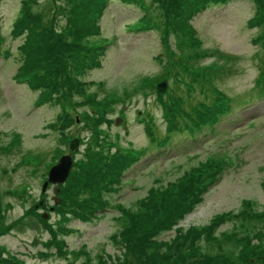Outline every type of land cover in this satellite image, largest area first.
I'll use <instances>...</instances> for the list:
<instances>
[{"label": "rangeland", "instance_id": "374dc122", "mask_svg": "<svg viewBox=\"0 0 264 264\" xmlns=\"http://www.w3.org/2000/svg\"><path fill=\"white\" fill-rule=\"evenodd\" d=\"M101 1L93 16L97 34L80 43L90 47L86 53L75 50L79 59L71 72L84 81L78 88L84 97L58 100L49 95L43 100L42 88L32 84L35 78L19 69L24 37L15 35L14 22L29 3L50 20L47 26L65 35L66 16L84 7L73 10L71 0H0V264H264V95L249 90L259 64L263 67L256 57L264 51L260 28L248 23L258 4L205 3L189 13L195 0L182 1L183 8L177 10L176 2L167 10L158 5L160 0ZM145 24L151 25L142 27ZM182 49L194 61L182 56ZM96 52L97 66L90 63ZM229 57L235 59L236 71H206L210 62ZM199 63H204L205 73L200 82L184 87L186 99L209 103L214 88L233 94L240 103L224 113L231 114L217 116L219 122L206 123L201 132L193 129L195 136L187 135L189 128L179 120L168 130L165 113L149 90L151 83L143 90L133 85L176 67V81L186 72L194 77L198 68L192 65ZM203 77L213 85L202 83ZM174 79L159 80L167 85L157 92L174 87ZM93 95L95 102L85 99ZM175 113L184 119L182 110ZM153 133L164 136L162 142L171 138L169 144L156 145ZM73 139L77 146L70 150ZM117 148L144 154L124 167L114 190L102 187L99 196L94 192L81 206L73 203L74 193L67 197L61 190L68 179L58 193L53 184L41 190L63 154L82 163L93 150L107 153ZM200 174L206 183L201 200L182 217L157 224L155 216L167 217L157 200L176 197L181 185ZM88 196L84 192L74 199ZM89 204H96L97 210L89 212L90 218L81 217ZM145 209L147 222L130 218ZM202 229L209 237L201 235ZM156 232L155 238L162 241L153 246ZM178 233L188 240L183 243ZM244 248L262 258L246 254Z\"/></svg>", "mask_w": 264, "mask_h": 264}, {"label": "trees", "instance_id": "16d2710c", "mask_svg": "<svg viewBox=\"0 0 264 264\" xmlns=\"http://www.w3.org/2000/svg\"><path fill=\"white\" fill-rule=\"evenodd\" d=\"M135 1V0H128ZM184 0H160L158 5L161 7H166L167 10H171L170 7H173L175 2L177 3L173 9L177 10L179 8H183ZM229 0H195L190 5L188 12L192 13V11H197L201 9L198 4H211L213 5H222L227 3ZM258 4V8L253 10L251 18L248 20L249 26L254 27V25L259 26L260 32L258 34V38L262 39V48H264V0H254ZM102 1L101 0H71V7L73 10H80V7H84V9L79 13H74L72 15H65L68 19L69 27L65 30V35L62 33H58L52 26H47L50 20H46L43 18L41 13L35 12L32 7L30 8V4L27 3L23 14L18 17L14 22L13 30L15 31V35L24 37L23 42L20 46V51L24 55L23 57V65L20 66V71L24 68L26 70V74H29V77L35 78V81L32 80V84L37 87H41L43 93V100H49L51 96L56 97L58 100L62 98H69L75 94H81V97H84L83 92L78 91L79 84H85L84 81L76 79V77L71 73L76 67V61L79 59L78 53L76 51H80L82 53H86V49L90 47L83 46L82 41L85 39H89V36L97 34V29L95 27V21L93 16L96 15L98 7ZM198 2V3H196ZM216 7V6H215ZM194 8V9H193ZM255 15V16H254ZM150 16H148L149 18ZM149 20L153 22L156 21V18L150 17ZM168 23H171V20H167ZM142 23V21H140ZM154 23V22H153ZM145 24L142 27H146ZM186 31H184L183 38L186 37ZM102 43L100 46H103ZM76 50V51H75ZM181 55L184 56L189 61H194L193 56L189 53H185L184 50H181ZM82 56V55H81ZM98 53L96 52L93 56L90 57V63L95 64L97 66L99 61L97 59ZM181 56V57H182ZM258 62H263V67L260 68V64L258 66V74L254 77L253 85L249 87L250 94L252 95H264V51L259 50L258 56H256ZM87 56H83L82 63L85 62ZM177 66L180 64V58ZM232 57L224 58V61L217 60L216 62H210V68H207L206 71L209 73L221 72L227 73L228 71H236L232 69L235 61ZM219 61V62H218ZM54 64H56L54 66ZM200 65H192L195 68H198V71L194 77H191L187 72L182 75L180 80L176 81L174 78V71L177 68L166 70L161 77H154L152 75L151 79H140L136 84H134V89L140 88V90L146 89L148 85L151 83V87L149 90H153L156 95V103L160 106L161 112L164 111L165 119L167 118L169 125L168 130L175 129L177 127V120L181 122V124L185 125L188 131L187 135L195 136L191 132L193 129H198V132H201L204 128H206V123H216L219 122L216 117L223 115L225 112L231 109L232 104L240 103L238 97L233 96V94L219 93L216 89H212L211 94L214 99H212L209 103L198 104L194 99L189 98L186 99L184 97V87L191 86V83L200 82L198 79L201 77V74L205 73L204 63H199ZM193 78L190 79L189 78ZM211 75L210 77H212ZM168 77H173L174 87H167V89L163 92H157L156 84L159 80H166ZM197 78V79H196ZM202 83H208L210 86L213 85V82L209 80L210 78H202ZM218 81L221 80V77L217 78ZM31 82V80H30ZM207 84V85H208ZM131 86L129 90H131ZM201 89H209V86ZM132 92H137L134 90ZM130 94V92L128 93ZM126 94V95H128ZM50 95V97H49ZM91 97L92 100H88ZM95 95L87 96L85 99L91 103V101L95 102ZM230 97L229 99H226ZM250 97V95H249ZM257 97V96H256ZM255 98V97H253ZM253 98L247 101H251ZM53 99V98H51ZM242 100V99H241ZM64 112L66 113L67 107L64 105ZM182 110V115L184 119L191 124H187L184 119H179V113H175L176 111ZM63 112V113H64ZM232 112H228L223 116L231 114ZM222 116V117H223ZM71 117H68L70 119ZM221 119V118H220ZM193 125V127H191ZM151 123L148 126V132L151 131ZM157 130V127L156 129ZM155 137V144L159 145V147H163L168 143L171 139L167 138L166 142L161 141L164 137L160 134L153 133ZM169 139V140H168ZM114 152L101 153L100 151H92L86 160L82 161V163L75 161L72 164L69 175L67 177L68 182L66 187H63L61 190L67 197H70L69 193H74V197L72 201L77 206L88 204L90 199L95 192L96 196H99L102 187L104 189L114 190L117 188L116 184L119 182L122 171L124 167L128 166L130 163H135L144 153L143 152H135L133 150H128L124 148L114 149ZM205 164V162H199ZM127 164V165H126ZM122 173V174H121ZM206 173V171L204 172ZM204 174H200L194 180H189L186 184L181 185L172 198H163L157 200V204L163 206V215L167 216L165 218H160L159 216H155L157 218V224L165 223L167 221H172V219L176 217H182L185 213L189 212L192 207L197 204L201 200V195L206 190V183L204 178ZM190 178V176L188 177ZM63 184H61L62 186ZM60 190V191H61ZM84 192H89V196L86 197L83 201H79L74 199L76 194H81ZM168 204L164 206V203ZM101 204V202H99ZM83 210V209H82ZM97 210L96 204L88 205V209L85 211H81V217L90 218L89 212H94ZM145 212L142 210H138L130 214V218H135L143 222H147L145 219ZM41 220L44 219L41 217ZM142 220V221H141ZM162 228L155 225L154 229ZM159 232V231H158ZM156 232L153 234L151 238V244L153 246L156 243H159V240L155 238L157 235ZM179 234V235H178ZM175 234L178 235L177 238L181 239L183 243H185L188 239L187 236H180V233ZM205 234L206 237H209L206 234V230L202 229V234ZM148 237V235H146ZM187 244V243H186ZM244 252L246 254H250L253 257H256L257 260L262 258L259 253L255 252L253 249L244 248ZM165 254H168L167 252ZM183 256L179 258L182 261ZM164 260L161 264H163ZM137 264H141L140 262ZM156 264V263H154ZM179 264H184V262H180Z\"/></svg>", "mask_w": 264, "mask_h": 264}, {"label": "water", "instance_id": "95a60500", "mask_svg": "<svg viewBox=\"0 0 264 264\" xmlns=\"http://www.w3.org/2000/svg\"><path fill=\"white\" fill-rule=\"evenodd\" d=\"M166 88V83L161 82L157 85V90L161 91ZM77 139H73L70 141L69 148L70 150H74L77 146ZM72 167V157L70 154L62 155L58 162L54 164L48 171L47 179L43 182L41 190L45 191L47 185L50 184H62L67 179L70 169ZM60 188L58 186L54 187V192L58 193ZM56 202L59 201L58 198L55 199Z\"/></svg>", "mask_w": 264, "mask_h": 264}]
</instances>
